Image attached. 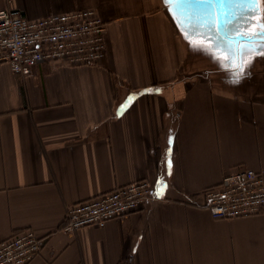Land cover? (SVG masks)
Instances as JSON below:
<instances>
[{"label":"crops","instance_id":"crops-1","mask_svg":"<svg viewBox=\"0 0 264 264\" xmlns=\"http://www.w3.org/2000/svg\"><path fill=\"white\" fill-rule=\"evenodd\" d=\"M7 8L31 21L92 9L107 33L97 65L42 63L26 77L0 65V242L22 229L44 239L29 264H264V209L221 220L202 206L237 168L264 175V55L238 83L208 54L200 68L203 51L163 0H0ZM140 181L159 200L61 231L71 205Z\"/></svg>","mask_w":264,"mask_h":264},{"label":"built area","instance_id":"built-area-1","mask_svg":"<svg viewBox=\"0 0 264 264\" xmlns=\"http://www.w3.org/2000/svg\"><path fill=\"white\" fill-rule=\"evenodd\" d=\"M107 25L92 9L52 13L28 20L13 8L0 9V65L26 77L42 63L69 66L99 64L106 53ZM159 200L148 182H136L67 208L61 231L103 228L109 221ZM202 206L213 219L232 220L260 214L264 209V175L237 168L202 193ZM44 239L30 229L14 232L0 242V264H29Z\"/></svg>","mask_w":264,"mask_h":264},{"label":"snow or ice","instance_id":"snow-or-ice-1","mask_svg":"<svg viewBox=\"0 0 264 264\" xmlns=\"http://www.w3.org/2000/svg\"><path fill=\"white\" fill-rule=\"evenodd\" d=\"M190 47L217 61L238 83L256 56L264 55V0H163ZM195 6L189 11L186 6ZM255 20V23H253ZM233 21L239 23L233 24ZM229 26L233 27L228 34ZM133 98L129 97L126 104ZM125 105L121 106L123 111ZM171 161H168L169 173ZM158 196L166 185L158 181Z\"/></svg>","mask_w":264,"mask_h":264},{"label":"rangeland","instance_id":"rangeland-1","mask_svg":"<svg viewBox=\"0 0 264 264\" xmlns=\"http://www.w3.org/2000/svg\"><path fill=\"white\" fill-rule=\"evenodd\" d=\"M160 10L163 11V8L162 6L159 7ZM164 12V11H163ZM189 52H191V48H186ZM197 54V57H198V61L200 63V68L202 67H206L208 65H210L209 61H208V58L207 56H205L206 54H204L203 52H200V53H195ZM204 54V55H203Z\"/></svg>","mask_w":264,"mask_h":264},{"label":"water","instance_id":"water-1","mask_svg":"<svg viewBox=\"0 0 264 264\" xmlns=\"http://www.w3.org/2000/svg\"><path fill=\"white\" fill-rule=\"evenodd\" d=\"M166 6V5H165ZM186 8L189 10V11H191L192 9H194L195 8V6L193 5V6H186ZM167 9H168V7H167ZM169 10V9H168ZM235 23H239V21H233V24H235ZM231 28H233L232 26H229V28H228V32L230 31V29Z\"/></svg>","mask_w":264,"mask_h":264},{"label":"bare ground","instance_id":"bare-ground-1","mask_svg":"<svg viewBox=\"0 0 264 264\" xmlns=\"http://www.w3.org/2000/svg\"><path fill=\"white\" fill-rule=\"evenodd\" d=\"M160 2V1H159Z\"/></svg>","mask_w":264,"mask_h":264}]
</instances>
